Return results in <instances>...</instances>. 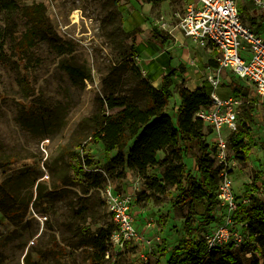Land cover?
<instances>
[{"label":"rangeland","instance_id":"obj_1","mask_svg":"<svg viewBox=\"0 0 264 264\" xmlns=\"http://www.w3.org/2000/svg\"><path fill=\"white\" fill-rule=\"evenodd\" d=\"M16 3L18 7L9 12L0 9V190L23 169L30 168V173L19 188L18 200L8 201L7 215L0 207V264H27L26 258L29 264H93L95 249L89 239L100 229H115L103 195L107 186L122 194L132 193L136 199L140 197V203L132 204L134 224L152 250L144 241H128L115 258L104 257L103 264H166L169 252L182 239H204L225 217L217 201L207 219L201 205H174L175 188L158 199H145L141 194L145 190L144 180L126 168L113 171L110 163L117 152H106L102 142H89L88 138L84 147H75L78 156L74 159L59 152L60 146L69 143L78 131L82 118L99 110L105 95L111 91L115 95L131 93L133 78L130 70H125L127 64L138 68L157 87L162 80L158 73L169 64L166 52L171 56V65L184 70L166 107L174 122L180 105L179 90L210 85L205 77L207 68L214 67V53L180 33L177 14L182 10V0ZM237 3L244 23L264 36V7L255 0ZM24 7L41 11L53 33L49 38L38 31L26 49L19 46L34 27L24 15ZM153 30L166 38L165 47L152 40ZM191 60L193 65L189 64ZM67 62L84 69L89 78L73 82L63 67ZM220 76L221 82L214 91L221 98L232 96L233 87L244 90L247 85L228 73L222 72ZM238 121L236 131L224 128L220 134L227 139L229 160L235 157L234 145L240 139L250 148L246 162L235 157L230 164L232 190L240 201L233 214L237 238L222 249L235 253L242 264H251L252 242L241 219L243 210L254 205L255 199L264 204V98L241 105ZM204 126L205 142L211 150L216 135L207 124ZM172 149L157 152L156 159L161 160ZM87 159L90 165L85 164ZM182 163L199 177L193 157L183 158ZM62 170L71 178L66 186L57 182ZM162 171L157 165L147 170L150 176L158 178ZM91 173L103 178L99 180ZM35 178V185H30ZM39 180L43 181L42 190L47 195L49 191L57 194L39 200L33 207ZM55 183L57 188L53 189ZM30 196L32 201L26 206ZM20 202L23 203L19 205ZM188 215L189 225L185 222Z\"/></svg>","mask_w":264,"mask_h":264},{"label":"trees","instance_id":"obj_2","mask_svg":"<svg viewBox=\"0 0 264 264\" xmlns=\"http://www.w3.org/2000/svg\"><path fill=\"white\" fill-rule=\"evenodd\" d=\"M149 3H161L166 0H145ZM15 0H0V9L7 12L16 9ZM24 15L32 22L33 29L26 35L20 48L26 49L38 31L52 38V29L46 17L41 11H34L32 7L23 8ZM151 38L161 47L167 44L166 38L160 32L153 30ZM2 45L0 44V49ZM169 64L162 76L159 87L154 86L150 79L143 77L138 68L125 65V70H130L133 78L131 93L117 94L109 92L100 101L99 110L91 116L83 117L78 131L73 133L69 143L63 144L59 152L68 155L69 158H77L75 147H84L83 142L89 138V142H102L106 152L116 151L117 154L111 161L112 170L126 168L135 171L143 180L145 190L142 195L145 199L163 196L166 192L175 188L177 193L172 200L174 205H201L210 218L216 202V194L222 179V167L215 165L210 156V148L205 142L204 122L195 117V112L200 106L212 104L210 94L212 87L203 85L195 89L181 88L179 90L180 105L177 108L176 122L166 111L168 100L173 97L172 88L175 85L182 68L171 65V56L167 53ZM67 71L73 82L89 78L81 67L65 63ZM163 72H159L160 75ZM245 94V89L233 87V93ZM88 125L90 129L86 126ZM86 127L87 131L81 129ZM173 147L170 153L161 160L156 159L157 152ZM235 157L240 162H246L250 148L243 139L234 145ZM126 155H123V152ZM193 157L196 161L199 177L192 175L190 169L182 163L183 158ZM86 165L91 161L86 160ZM160 166L162 177H152L147 170L151 166ZM30 168H25L17 175L11 177L0 190V207L7 215L10 208L7 203L10 199L18 200L19 188L29 176ZM102 179L101 174H94ZM122 174V173H121ZM40 177V176H39ZM36 178L30 185H35ZM57 182L66 186L71 182L67 171L62 170L57 177ZM43 181L36 183V196L32 206L36 207L39 200L47 196L56 195V191H49V195L42 190ZM56 183L53 189H56ZM147 191V193H145ZM32 196L26 202V206L32 201ZM141 199H136L140 203ZM254 205L243 210L245 222L244 229L252 242L251 264H264V204L256 199ZM23 202H20L21 205ZM24 205V206H25ZM191 216L186 218L189 225ZM114 229L103 228L89 239L93 251V264H103L106 252L110 249V237ZM188 232L191 229L187 228ZM166 264H242L238 256L233 252L224 251L221 248L208 250L204 239H182L178 246L169 252ZM26 257V256H25ZM26 263L29 264L26 258ZM139 264V263H138ZM140 264H154L145 262Z\"/></svg>","mask_w":264,"mask_h":264},{"label":"built area","instance_id":"obj_3","mask_svg":"<svg viewBox=\"0 0 264 264\" xmlns=\"http://www.w3.org/2000/svg\"><path fill=\"white\" fill-rule=\"evenodd\" d=\"M255 3L264 7V0H255ZM177 17V26L183 37L210 48L214 53V67L207 68L208 74L205 77L213 89L210 94L212 104L200 106L195 112V117L207 124L213 130L212 134L216 135L213 136L214 144L210 156L222 167L216 201L223 207L225 217L204 237L209 250L221 248L237 238V225L233 214L240 201L232 190V172L229 170L235 157L229 160L227 139L220 134L224 128L231 132L237 130L241 105L264 98V36L257 34L244 23L237 0H182V10ZM189 64L193 65L194 61L191 60ZM222 72L228 73L235 80L244 81L247 84L245 94L239 92L227 98L219 97L214 90L221 82ZM103 195L115 224L110 237V249L105 257L115 258L124 249L126 242L132 240L144 241L151 251L149 241L144 239L134 224V194H122L107 186Z\"/></svg>","mask_w":264,"mask_h":264},{"label":"crops","instance_id":"obj_4","mask_svg":"<svg viewBox=\"0 0 264 264\" xmlns=\"http://www.w3.org/2000/svg\"><path fill=\"white\" fill-rule=\"evenodd\" d=\"M244 3H242V5H243ZM244 13H247L246 11H244ZM241 15V14H240ZM244 16V15H243ZM164 73H165V71L164 72H162L161 74H160V78H162V76L164 75ZM159 78V77H158ZM161 82H162V80H161ZM136 204H137V202H136Z\"/></svg>","mask_w":264,"mask_h":264}]
</instances>
